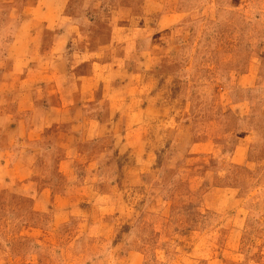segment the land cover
Here are the masks:
<instances>
[{
	"label": "rangeland",
	"instance_id": "1",
	"mask_svg": "<svg viewBox=\"0 0 264 264\" xmlns=\"http://www.w3.org/2000/svg\"><path fill=\"white\" fill-rule=\"evenodd\" d=\"M0 264H264V0H0Z\"/></svg>",
	"mask_w": 264,
	"mask_h": 264
},
{
	"label": "crops",
	"instance_id": "2",
	"mask_svg": "<svg viewBox=\"0 0 264 264\" xmlns=\"http://www.w3.org/2000/svg\"><path fill=\"white\" fill-rule=\"evenodd\" d=\"M205 143H209L208 142V140H202L201 142H196V143H194V145H207V144H205ZM195 148H197V149H195ZM205 148V147H204ZM193 151H195V152H198L200 149H198V147H195V146H193V149H192ZM202 150H205V149H202Z\"/></svg>",
	"mask_w": 264,
	"mask_h": 264
}]
</instances>
